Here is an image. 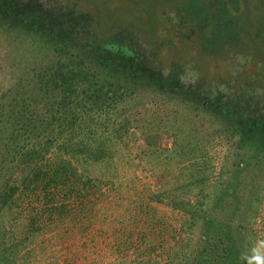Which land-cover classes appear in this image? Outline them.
I'll return each mask as SVG.
<instances>
[{"label":"trees","instance_id":"trees-1","mask_svg":"<svg viewBox=\"0 0 264 264\" xmlns=\"http://www.w3.org/2000/svg\"><path fill=\"white\" fill-rule=\"evenodd\" d=\"M240 1L247 5L242 13L238 12L239 5L230 0H136V5L141 6L149 18L143 27L148 33L157 30L156 4L163 8L169 6L198 29L207 55H221L235 48L241 37H245L253 55L264 61V14L254 21V7L248 6V1L253 0ZM96 2L98 19L97 29L92 33L94 38H85L76 44L46 23L37 24L40 20L27 8L13 4L4 6L0 1L1 31L29 38L28 54L45 52L42 55L45 58L49 52L55 56L50 69L19 77L20 91L4 93L0 99V264H25L35 237L61 220L66 198L75 196L85 203L88 191L94 190L95 200L101 189L115 180L119 153L136 143L132 139L136 137L133 128H142L133 127L132 123L143 119L131 121L122 116V112L129 109L127 103L143 92L138 87L163 97V102L177 99L194 107L201 102L179 92L181 80L175 71L164 75L167 80L157 77L159 72L156 76L154 71H147L145 82L134 73L139 59L130 62L128 68L134 49L111 35L119 32L113 29L117 21L101 10L106 4L104 0ZM10 66H14L13 62ZM256 84L255 87L261 89V81ZM31 87L33 94L23 97L21 90ZM233 96L238 97L233 103L231 100L219 102L224 97L221 93L215 105L211 101L201 102L198 107L210 118L207 127L186 125V120L182 129L174 131L178 140H173L170 149L136 147L139 156L135 158L140 163L153 159L157 153L176 161L182 177H178L180 181L172 190L154 191L151 185L147 189L150 199L188 216L178 228L180 236L185 239L187 229L201 220L203 233L197 246L185 251L191 241H186L189 243L185 246L182 243L175 254L177 258L172 259L176 264H246L242 257L250 254L245 229L236 227L235 236L226 221L206 215L217 207L219 213L225 215L231 205H240V194L249 192L246 181L253 182V179L243 178L250 167L248 156L255 159L259 154L264 155V99L259 101L255 96L240 92ZM37 101H43L44 113H37ZM144 101L139 100L137 105ZM174 110L173 107L169 112L172 118L176 116ZM172 118L169 121L174 123ZM158 120L160 125L164 123L163 116H158ZM153 121L145 120L151 129ZM128 126L132 128L129 130ZM209 129L216 138H232L243 152L240 153L242 159L231 170L222 165L218 173L213 172L208 152L214 138L211 134L206 136ZM165 162L163 159L162 163ZM57 199L59 201L55 202ZM205 208L208 209L205 211ZM4 218L7 224L2 222ZM115 253L118 259L110 264H154L149 259L127 263L123 260L127 253L120 249L112 252L116 257Z\"/></svg>","mask_w":264,"mask_h":264},{"label":"rangeland","instance_id":"rangeland-1","mask_svg":"<svg viewBox=\"0 0 264 264\" xmlns=\"http://www.w3.org/2000/svg\"><path fill=\"white\" fill-rule=\"evenodd\" d=\"M0 1L4 6L13 4L27 8V11L40 20L37 24L46 23L50 29L63 32L66 38L76 44L82 43L81 40L85 38L91 40L94 38L92 33L97 29L95 24L98 19L96 0ZM104 1L106 4L101 10L111 14V20L117 21V26L113 29L119 32H113L111 35L132 46L134 58L129 59L128 68L130 62L139 59L138 67L135 63L132 65L136 67L134 73L143 81L148 80L147 71H154L156 76L160 73L157 77L164 80V75L172 70L181 80L179 92L185 93L189 99L211 101L215 105L214 102L221 93L224 97L219 102L231 100L233 103L238 98L233 94L237 95L240 92L263 101L264 61L253 55V51L248 48L249 40L245 37H241L235 48L231 47L218 56H209L203 51L201 44L203 39L198 36V29L192 27L185 16L177 10L156 4L157 30L156 33H148L143 27L149 18L145 10L136 5V0ZM230 1L239 5L238 12H244L247 5L242 1ZM248 2V6L254 7L252 16L256 17L254 18L256 21L264 14V0ZM28 39H22L19 35L0 29V99L4 93L15 94L20 91L21 86L17 80L19 77H27L43 69L48 70L55 63V56L49 52L45 58L42 57L45 52L28 54L30 46ZM12 62L13 67L10 66ZM259 81L261 89L255 87ZM248 83L254 90L249 88ZM138 89H142L143 92L136 94L135 97H138L133 102L127 103L129 109L127 107L122 116L131 121L143 119L136 122L137 124L132 123L133 127L137 125L142 128H133L136 137L132 139L136 143L130 145V149L119 153L117 177L111 185L101 189L99 197L95 200L94 190L88 191L85 203L75 199V196L66 198L61 220L58 224L48 226L35 237L33 244L28 248L33 249L29 251L31 255L26 257L25 264H110L118 259L117 253L116 257L112 254L117 249L128 254L123 259L127 263L149 259L150 263L154 264H165L170 261L176 264L177 262L172 259L177 258L175 254L182 248V243L185 246L189 243L186 241H191L185 251L197 246L203 233L201 220L187 229V237L183 239L178 228L188 216L183 215L178 209L163 206L149 198L151 194L147 188L150 185L154 191L163 192L172 190L178 184L180 181L178 177L182 175L177 170L175 159L157 153L153 155V159H145L140 163L135 158L139 156L136 147L148 145L151 148L159 147L161 150L170 149L173 140H178V136L173 134L174 131L182 129L186 120V125L202 124L205 128L210 118L205 112L202 113L201 107H198L201 102L196 105L198 108L187 102L183 104L177 99L168 101L165 98L163 102L161 100L163 97L145 91L144 87ZM23 91L21 90L23 97L32 95L33 87ZM139 100L145 101L137 105ZM37 105V113H44L46 108H43V101H37ZM173 107L175 119L169 113ZM146 109L150 111L146 112ZM158 116H163L162 125ZM171 118L174 123L169 121ZM153 119L154 128L151 129L145 120ZM144 125L146 126L143 127ZM132 126H128V129L130 130ZM211 132L212 129H209L206 136ZM211 136L214 139L208 153L211 156L213 172L218 173L222 165L231 170L242 159L240 153L243 152L234 145L232 138L227 140L216 138L213 133ZM259 155L255 159L248 156L250 167L243 178L248 177L253 179V182L246 181L245 185L249 187V192L240 194V205H231L225 215L219 213L218 207L206 212V215L220 218L219 221H226L232 227L235 236L236 227L245 229L249 250L259 241H264V155ZM163 159L166 160L165 163H162ZM90 175L94 177V173ZM207 209L205 208V211ZM2 222L7 224L6 218ZM24 251L25 249L21 254Z\"/></svg>","mask_w":264,"mask_h":264},{"label":"clouds","instance_id":"clouds-1","mask_svg":"<svg viewBox=\"0 0 264 264\" xmlns=\"http://www.w3.org/2000/svg\"><path fill=\"white\" fill-rule=\"evenodd\" d=\"M246 264H264V241H259L251 250L250 254L242 257Z\"/></svg>","mask_w":264,"mask_h":264}]
</instances>
